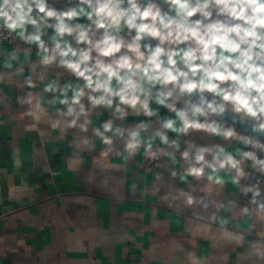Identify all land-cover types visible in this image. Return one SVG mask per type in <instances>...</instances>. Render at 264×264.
<instances>
[{
  "label": "clouds",
  "instance_id": "obj_1",
  "mask_svg": "<svg viewBox=\"0 0 264 264\" xmlns=\"http://www.w3.org/2000/svg\"><path fill=\"white\" fill-rule=\"evenodd\" d=\"M0 107L66 146L43 171L87 185L71 203L147 210L115 240L140 264H264V0H0Z\"/></svg>",
  "mask_w": 264,
  "mask_h": 264
},
{
  "label": "crops",
  "instance_id": "obj_2",
  "mask_svg": "<svg viewBox=\"0 0 264 264\" xmlns=\"http://www.w3.org/2000/svg\"><path fill=\"white\" fill-rule=\"evenodd\" d=\"M6 46H8L6 44ZM5 92L9 89L5 88ZM10 95L14 104L15 90ZM27 155L19 173L13 164V141ZM53 144H41L35 131L25 132L23 125L10 121L0 107V264H140L143 253L131 242L115 243L119 234L128 231L135 235L141 221L122 216L125 210L145 211L143 224L151 226L152 218L140 204L129 203L127 208L113 205L109 208L107 197L91 192L94 199L92 208L71 203V198L84 194L82 181L72 174L53 177L43 169L50 164L53 170H59L67 154L64 145L56 144L61 151L52 153ZM35 148V151H33ZM47 155V160L45 159ZM25 177V180L22 179ZM27 185V189L23 186ZM30 189L31 191H28ZM163 213L156 218L162 219ZM128 220L135 224L130 227ZM111 229V243H101L99 236L84 240V251L72 250L75 240L69 234L77 229L85 232L91 227ZM173 231L176 230L173 226ZM159 228L146 232L144 247H148L147 237L158 236ZM23 242L22 244L20 242ZM90 241L94 246H90ZM148 264H156L149 261Z\"/></svg>",
  "mask_w": 264,
  "mask_h": 264
},
{
  "label": "water",
  "instance_id": "obj_3",
  "mask_svg": "<svg viewBox=\"0 0 264 264\" xmlns=\"http://www.w3.org/2000/svg\"><path fill=\"white\" fill-rule=\"evenodd\" d=\"M14 167H15V172H16V173H19V167H16L15 165H14ZM22 179H24V180H25V177H24V176H22Z\"/></svg>",
  "mask_w": 264,
  "mask_h": 264
}]
</instances>
